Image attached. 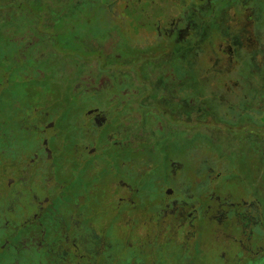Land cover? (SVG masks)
<instances>
[{
    "label": "flooded vegetation",
    "instance_id": "flooded-vegetation-1",
    "mask_svg": "<svg viewBox=\"0 0 264 264\" xmlns=\"http://www.w3.org/2000/svg\"><path fill=\"white\" fill-rule=\"evenodd\" d=\"M1 1L0 8L9 10L11 1ZM122 1L124 10L131 5L138 14L127 23L136 31L133 38L161 41L175 28L177 18L186 14L182 7L188 0ZM52 5L42 0H20L17 16L1 18L5 22L12 19L4 24L14 26L0 36V264H171V237L181 241L173 251V264H193V258L198 264H206L196 257L204 252L199 245L203 237L210 239L218 229L212 216L218 194L215 190L201 192L200 199L192 200L184 191L176 192L171 181L163 182L162 175L148 182L152 166L137 176L132 154L150 134L145 128L156 133L157 140L164 139L165 127L155 115L164 114V122L171 121L174 132L183 131L187 139L193 130H209L202 125L224 122L212 119L216 124H210L214 115L208 113L206 117L208 108L197 107L191 97L180 96L177 85L181 84L173 87L166 80L175 78L176 66L172 61L167 66L156 49L146 50L144 55L155 57V74L163 81L158 83L161 92L149 84L151 65L137 72L128 62L130 57L119 71L112 63L92 68L98 64L87 61L85 71L68 73L65 66L70 65L67 56L71 52L59 53L53 31L48 35L59 17V7ZM254 12L251 0H234L228 8L232 24L241 27L243 34L249 33L245 45L261 55L264 37L258 40L251 35ZM262 41L263 49L257 50ZM99 47L103 55L107 47ZM58 53L61 60L56 57ZM222 59L224 74L237 70L230 50ZM55 65L63 66L60 70L69 78L58 75L60 80L45 79ZM12 75L18 78L12 81ZM30 78L44 79V83L32 92L15 87L16 81ZM238 83L226 80L224 86L233 91ZM146 86L151 92L143 94ZM140 106L149 112L134 113ZM146 115L151 116L144 120ZM166 129L168 135L174 133ZM207 134L218 139L215 133ZM171 136L175 143L176 136ZM146 141L150 147L156 145L155 139ZM171 144L165 140L162 148L167 151ZM181 158L168 156L156 169L172 167ZM214 171H209L212 189L218 181ZM193 179L200 181L195 176ZM206 196L212 199H203ZM154 218L156 221H151ZM244 253L238 251L237 255ZM255 255L264 258L262 251Z\"/></svg>",
    "mask_w": 264,
    "mask_h": 264
},
{
    "label": "rangeland",
    "instance_id": "rangeland-1",
    "mask_svg": "<svg viewBox=\"0 0 264 264\" xmlns=\"http://www.w3.org/2000/svg\"><path fill=\"white\" fill-rule=\"evenodd\" d=\"M7 1H11L12 5L9 10L0 8V36L5 29L14 26L5 25L13 22L12 19L5 22L1 18L17 16L20 2V0ZM42 1L53 3L55 8L59 7V17L54 20L48 35L53 31L59 53L62 50L71 52L70 56H67L70 65L67 68L65 66V69L70 71L68 73L85 71L87 61L98 64L92 68H98L100 64L108 66L112 63L119 71L126 66L125 61L127 57H130L128 62L133 63V68L137 72L144 71L148 65H151L148 68L152 72L150 76L152 79L148 80L149 84L152 88L155 87V91L161 92V84L158 83L163 81L159 74H155L156 66L153 65L156 63L155 57L144 55L146 50L156 49L161 52V57L166 59L167 66L171 61L176 66L175 78L172 79L169 76L166 80L172 86L181 84L177 85L182 91L180 96L191 97L197 107L208 108L209 110L204 112L206 117L209 118L208 113L214 115L211 117L210 124L215 123V120L224 122L219 123L220 129L216 125H202L209 130H201L198 133L193 130L187 139L182 136L183 131L178 129L174 132L171 121L164 122V114L155 115L154 119L161 121L165 127L164 139L161 137L157 140L156 133L148 128L144 129L150 134L147 138L141 135L144 138L141 144H138L139 151L132 154L134 170L136 169L137 176H140L145 167L152 166V170L149 169L148 182L156 181L162 175L160 179L164 180L163 182L171 181L176 192L184 191L186 198L191 197L192 200L200 199L201 192L215 190L218 194L217 204L212 206V216L218 229L212 233L210 239L204 236V240L202 239L199 244L204 251L196 257L200 262L264 264L263 257H255L257 252H264V101H262L264 99V54L257 55L254 50H250L245 45L249 33L243 34L241 27L232 24L228 8L234 0L184 2L182 12L186 11V14L177 18L175 28L168 30L167 36L163 37L165 40L160 38L161 41L134 39L136 31L127 23L131 22L130 19H136L138 14L133 13L134 8L131 5L129 6L131 9L124 10V1ZM147 1L149 0H140V2ZM251 1L255 6L254 27L251 35L254 39L260 40L264 37V0ZM195 7L197 10H194ZM263 41L259 46L256 45L257 50H261V47L263 49ZM99 46L107 47L103 55L99 51V48L101 49ZM228 50L235 56L237 70L224 74L223 69L226 67L222 66L224 62L222 58ZM59 53L56 57L61 60ZM54 67L52 73L46 75L45 79L60 80L58 75L69 78L66 72L60 70L63 66L55 65ZM113 75L110 74L111 77ZM14 77L18 78V75H12V81ZM226 80L239 82L238 88L233 91L231 87L226 88L224 86ZM41 83H44V79L30 78L21 83L16 81L15 87L19 91L32 92ZM148 88L149 86L144 87L143 94L147 91L151 92V88L150 90ZM147 112H149L148 109L140 106L134 113L142 115ZM151 115H146L143 119ZM138 118L140 119L139 115ZM198 126L201 127L199 123ZM166 128L174 133L168 135ZM208 132L217 134L215 136L218 137L216 138L218 141L212 139ZM242 134H245V137H242ZM171 135L176 136L175 143ZM151 139H155L154 142H156L153 147H150V142L146 141ZM165 140L172 143L167 151L162 148ZM211 140L216 142L213 144ZM225 144L227 147L224 146ZM173 155L181 156V162L172 167L168 165L164 170V166L159 170L156 169L162 159ZM212 169H215L216 173L215 171L213 173L218 175V181L214 182V189L210 188L212 183L209 171ZM192 176L198 177L200 181L195 182ZM138 178L136 177L135 180L137 181ZM141 182L138 183L139 190L143 186ZM203 199L211 200L212 198L206 196ZM155 219L151 221L154 222ZM160 225L158 222L157 226L160 227ZM145 242L147 244L146 239ZM170 242L172 254L170 263L173 264L175 261L172 259L176 258L173 251L181 241L171 237ZM238 251L241 254L243 251L245 253L239 257ZM193 260V264H198L195 258ZM175 264L180 263L177 261Z\"/></svg>",
    "mask_w": 264,
    "mask_h": 264
}]
</instances>
